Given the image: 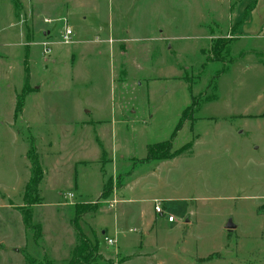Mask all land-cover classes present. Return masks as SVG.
<instances>
[{"label": "rangeland", "instance_id": "obj_1", "mask_svg": "<svg viewBox=\"0 0 264 264\" xmlns=\"http://www.w3.org/2000/svg\"><path fill=\"white\" fill-rule=\"evenodd\" d=\"M162 141L192 145L146 160ZM81 202L98 209L76 217ZM73 219L103 252L86 264H264V0H0V264L65 263Z\"/></svg>", "mask_w": 264, "mask_h": 264}, {"label": "trees", "instance_id": "obj_2", "mask_svg": "<svg viewBox=\"0 0 264 264\" xmlns=\"http://www.w3.org/2000/svg\"><path fill=\"white\" fill-rule=\"evenodd\" d=\"M27 72V71H26ZM28 94V74H26L25 82L22 88V91L16 94V103L14 108V115L21 113L24 97ZM187 148L181 146L175 149L172 152H167V154H160L156 148L162 147L165 150L170 148L169 141H162L161 143L157 142L151 144L147 147L146 160H166L170 158H174L184 154L186 151L191 149L192 143L190 141L187 142ZM42 179V168L38 157L36 155L33 156L31 160V168H30V177L25 185L24 195H23V206L20 208L22 223L25 229L32 228L31 226V212L32 210L29 208L31 206L36 197L38 184ZM33 193L31 195V193ZM98 204L96 202H81L77 203L74 206V210L76 213V217L82 216L87 213H93L97 210ZM71 224L74 229L75 237H76V245L73 248L71 257L65 263H57L55 261L49 260L48 258H44L43 263L38 264H86L88 262V258H93L95 256L102 257L98 252V246L96 243H92L90 239L83 233L80 229L79 225L76 223V220L73 219ZM39 229H37L38 232ZM31 259L27 258V262L29 263ZM34 263L33 260L30 262Z\"/></svg>", "mask_w": 264, "mask_h": 264}, {"label": "crops", "instance_id": "obj_3", "mask_svg": "<svg viewBox=\"0 0 264 264\" xmlns=\"http://www.w3.org/2000/svg\"><path fill=\"white\" fill-rule=\"evenodd\" d=\"M45 21L46 20H48V19H44ZM50 22V21H49ZM70 28V27H69ZM49 28H47V32L49 31V33H50V30H48ZM25 30H26V28H25ZM46 32H44L43 34H45ZM48 33V34H49ZM72 33H73V31H72ZM26 34V31H23V34H22V36L24 37V35ZM50 35V34H49ZM22 37V38H23ZM41 40V39H40ZM40 40H37V41H33L31 38L30 39H26V41H24L25 43H23L22 41H18L17 43H16V45H19L20 43L19 42H22V44H25L26 46H31V45H39V42H40ZM45 40H50V39H45ZM76 41H79V40H75L74 42H76ZM13 44V43H12ZM21 44V45H22ZM15 45V44H14ZM41 48V47H40ZM41 53H42V48H41ZM51 53V52H50ZM49 53V54H50ZM48 54V55H49ZM55 62V60H52V63H54ZM26 71H27V74H28V81H30V72H29V70H28V68L26 67ZM42 84H43V81H38V80H35V82H33V84H31L34 88H35V90H33L32 92H30V93H33V92H39L40 91V89L42 88ZM120 112H121V110L120 109H118ZM87 112H92L91 110L90 111H87ZM120 116H121V120L123 121H125V119H123L122 117H123V115H122V112H121V114H120ZM100 121H102V119H100V120H97V121H95V123L96 122H100ZM59 153H60V150H59ZM79 160H76L75 162H73V164H75V163H77ZM163 161V160H162ZM161 162V161H160ZM102 183H103V181H102V178H101V186H100V188L102 187ZM99 192V191H98ZM62 193V194H61ZM61 193H59L60 194V196H62V197H65V195L66 194H71V197H70V199L71 198H73V193H74V197H75V199H76V197H78L79 196V194H78V191H77V186L75 185L74 186V188H73V190H72V192H61ZM66 193V194H65ZM68 198V197H67ZM128 199H122L121 201H123V200H130V198L129 197H127ZM155 197L154 196H152V197H144V199H143V201H146V202H149L150 200H153ZM69 199V198H68ZM67 199V200H68ZM75 202H76V200H74ZM154 206V205H153ZM162 206H163V208H164V204L162 203ZM140 207V206H139ZM117 208H118V206H117ZM98 209V208H97ZM117 210V209H116ZM152 210H153V213L156 215V217L158 218V219H165V216L163 215V214H159V213H155L154 212V208L152 207ZM165 210V209H164ZM96 212V211H95ZM94 212V213H95ZM116 212V211H115ZM114 212V213H115ZM149 213H151L150 212V210H149V212L147 213V215L149 214ZM144 213H142V210L140 209L139 210V212H138V215L140 216V220L141 221H147L148 220V218L147 219H145V217H144V215H143ZM167 214H169V213H167ZM148 217V216H147ZM151 218V217H150ZM153 218V217H152ZM173 222V221H172ZM84 233V232H83ZM103 233V232H102ZM98 252L102 255V253L103 252H101V251H99L98 250Z\"/></svg>", "mask_w": 264, "mask_h": 264}, {"label": "built area", "instance_id": "obj_4", "mask_svg": "<svg viewBox=\"0 0 264 264\" xmlns=\"http://www.w3.org/2000/svg\"><path fill=\"white\" fill-rule=\"evenodd\" d=\"M62 20L64 21L63 26H62L63 27V32L61 34V38H60L59 42L62 43V44H69V43H71L73 41L72 29L67 26V21H66L65 18H62ZM46 22H49V20H46ZM52 44H53V42L51 40L40 41L39 45L42 47V53H44L45 55H48L51 52L50 48H51ZM67 197L70 198L71 194H67ZM153 208H154V212L155 213L163 214L165 216V219L168 222L174 221V216L171 215V214H167L165 212L161 202H158V201L155 202ZM104 240L109 245L113 244V240L111 238L105 237Z\"/></svg>", "mask_w": 264, "mask_h": 264}, {"label": "water", "instance_id": "obj_5", "mask_svg": "<svg viewBox=\"0 0 264 264\" xmlns=\"http://www.w3.org/2000/svg\"><path fill=\"white\" fill-rule=\"evenodd\" d=\"M233 228H235V225L231 222L230 219H228V221L225 224V229L232 230Z\"/></svg>", "mask_w": 264, "mask_h": 264}]
</instances>
